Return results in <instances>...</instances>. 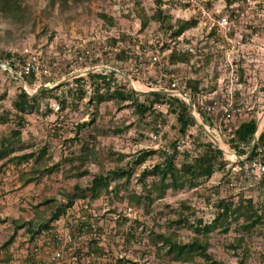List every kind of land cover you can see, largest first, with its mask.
Wrapping results in <instances>:
<instances>
[{
    "label": "rangeland",
    "instance_id": "obj_1",
    "mask_svg": "<svg viewBox=\"0 0 264 264\" xmlns=\"http://www.w3.org/2000/svg\"><path fill=\"white\" fill-rule=\"evenodd\" d=\"M144 2L149 15H156L161 4L174 20L195 18L198 24L179 38L166 37V26L155 20L143 28L139 8H130L129 0H78L63 13L59 5L52 10L45 0H27L31 22L0 15V47L16 59V67L0 62V148L4 151L0 157V264H34L36 258L47 261L57 247L63 252L58 264H190L162 252L158 234L176 231L181 240L188 241L196 225L204 227L218 216L219 223L208 235L212 256L232 264H264V220L246 229L243 217L235 219L241 198L264 205V188L247 176V155L238 154L231 145L242 121L254 118L258 123L252 143L264 131V0ZM101 9L116 17L109 33L100 31L101 19L97 18ZM204 9L213 10V17L231 15L234 30L226 34L218 24L209 28V17H205L206 23L201 21ZM119 31L127 34L124 46H129L132 55L124 63L104 57L89 65L73 61L71 52L59 51L60 46L72 51L75 44L76 53L88 39L104 40ZM177 45L192 49L199 65L212 55V61L201 68L203 87L198 96L206 105L216 102V106L213 113L195 118L198 125L186 135L178 130L176 114L168 104L159 106L162 115L157 121L153 116L142 117L135 101L104 100L91 88L81 102L65 108L52 96L42 97V111L27 113L25 125H17L15 102L22 89L31 95L42 89L69 92L74 78L91 70L110 74L116 69L119 80H125L134 91L166 90L170 80L165 70L155 68L147 56L141 62L137 57L144 49H160L164 56ZM31 52L37 56L39 76L26 83L24 63L17 55ZM41 53L49 61L44 65L38 58ZM59 53L73 61L71 68L59 71ZM176 73L183 75L185 70ZM198 132L203 136L195 137ZM175 141H179L175 156L179 166L186 160L187 150L202 149L200 141L221 149L223 159L211 177H202L195 186L153 194L152 202L145 198L141 204L134 202L132 195L145 196L153 180L148 176L142 182L143 171L163 161L162 150L171 149ZM42 150H46L43 159L39 158ZM152 150L155 152L146 155ZM31 153L35 157L24 160ZM142 156L143 162L137 163ZM122 167L131 170L130 179L115 178L113 171ZM82 172V176L76 174ZM96 175H105L111 182L108 190L93 198L86 189ZM28 176L33 178L26 181ZM73 196L74 204L54 218L57 209ZM179 219L183 220L181 226L173 224Z\"/></svg>",
    "mask_w": 264,
    "mask_h": 264
},
{
    "label": "trees",
    "instance_id": "obj_2",
    "mask_svg": "<svg viewBox=\"0 0 264 264\" xmlns=\"http://www.w3.org/2000/svg\"><path fill=\"white\" fill-rule=\"evenodd\" d=\"M73 1L78 0H45L50 9H55L57 5L61 7V12H65L72 8L71 3ZM107 3L109 0H102ZM231 2V0H227ZM131 2V7L139 8V14L142 20L143 28H147L149 26L150 21H157L160 26H166L165 32L163 35L166 37L170 36L173 38H179L184 35L186 31L195 27L198 24V20L195 18L192 19H176L172 17V15L165 10V8L159 5L158 12L156 15H149L148 9L145 5L144 0H129ZM103 7L105 4L102 5ZM129 8V7H127ZM102 10V9H101ZM0 15H3L5 18L14 16L15 21L21 22H31L33 20V16L29 11V3L27 0H0ZM98 18L101 19L100 31L107 30L108 33L111 31V25L116 23L115 16L106 13V10H102L98 12ZM69 18V17H68ZM160 20V21H158ZM104 21V23H103ZM108 22V23H107ZM159 32V31H158ZM163 35L158 36L159 41L163 39ZM213 36L211 33L210 37ZM127 34L124 31H119V35L109 34L104 40L92 37L88 39L84 46L80 47L79 51L76 53L73 52L74 45L72 44V51H69V47L66 49H62L60 46L61 52L67 51L73 53L75 56L73 57L76 62H84L89 65L93 64L95 61L102 60L104 57L114 58L116 62L124 63L125 60L130 59L132 55L129 54V46H124L125 38ZM132 39V38H131ZM134 39H132V42ZM146 44H149L145 38H142ZM186 41V39H185ZM186 43H191L190 40H187ZM101 53H96L98 49L102 46ZM145 48V47H143ZM76 49V46H75ZM165 49H163L164 51ZM156 52L161 54L160 49H156ZM56 58L57 66L59 71L64 70V68H71L72 60L67 61V58L60 53ZM164 55V54H163ZM18 60L26 65L28 62L36 63L35 58L37 57L34 52L24 54H18ZM39 61L41 64L48 63V58L46 59V55L43 53L38 55ZM197 55L190 48H180L178 45L170 48L169 52H165L164 56L160 55V61L156 62L154 65L155 68H162L165 70L166 78L170 80L171 83L178 79L184 88L193 96H198L203 87V80L201 77V68L205 66V64H209L212 61V55H208L204 57V62L202 65H199L198 61L194 62V59H197ZM138 56L137 58H139ZM136 58V60H138ZM6 61L8 65L15 66V57L14 54L4 52L0 47V62ZM142 59H139L141 62ZM184 69L185 74L177 76L179 70ZM24 79L27 81L33 82L39 76V72L35 69H31L26 72L24 70L23 73ZM52 80H57L56 76H52ZM124 80V79H123ZM75 85L73 89L69 92L60 91H52L49 89H42L39 94L31 95L26 89H22V91L18 94L17 100L15 102V108L17 113L15 114L17 125L23 126L26 123V115L27 113H33L35 110L40 111L41 106V98L52 96L62 108L68 107L69 105H73L78 102H81L83 96L88 93V88L93 92L94 95L102 94L104 100L118 98L122 100H131L135 101L137 110L142 114V117L153 116L157 118V121H161L160 116L162 115V110L160 107L162 105L168 104L169 110L176 114V125L181 134L186 135L191 128L198 125L195 117L192 115L191 106L183 100L181 97L173 96L169 94L165 90L160 91H150V92H139L134 91L128 88L127 82L119 80V74L116 69H112L110 74L100 73L97 71H88L85 75H81L74 78ZM70 97L73 100H70ZM77 105V104H76ZM160 106V107H159ZM42 111V110H41ZM258 130V123L256 119L251 118L249 120L242 121L235 130L234 137L231 139V145L237 149L238 154L247 155L249 159L254 158L256 155V150L259 145L264 147V131L260 135L257 143L253 142L255 138V134ZM201 132H204L202 128H200ZM16 134H20L18 130ZM203 136V133H197L195 137ZM179 141H175L171 145V149H164L162 152L163 161H159L151 168H146L141 174V181L145 180V177L152 176L153 180L148 187H146V195H137L133 194L132 199L134 202L141 204L142 201L147 199L149 202L154 201L153 194L165 195L168 189L172 188L175 191L183 189L187 186H195L197 182L202 177H211L217 168V164L223 159V151L217 148L213 143H204L202 141L199 142V146L202 149H195L196 152H190L187 150V158L181 165L179 166L176 161V154L179 152ZM2 147L4 144L1 145ZM87 146V145H86ZM3 149L0 148V157L4 154ZM46 150H42L39 158H45ZM151 152L155 151H149ZM186 152V151H185ZM30 157L34 158V153L29 155H24V160H28ZM21 158V157H19ZM144 156L139 157L137 159V163H141L144 160ZM264 158V157H263ZM37 161V159H35ZM115 178L127 177L130 179L132 177L131 170L126 168H121L113 171ZM78 176H82V173H76ZM31 176V175H30ZM28 179L30 180V177ZM110 180L105 175H96L92 181L91 187L87 188L91 192V196L93 198L99 197L104 190H108L110 186ZM264 188V180L263 183L260 184ZM261 187V188H262ZM83 192V190H82ZM84 195V194H83ZM75 197H71L68 201V204L62 207H59L57 211L54 213V218H59L66 211V207H71L75 202ZM235 219L239 220L240 217L244 219V228L250 229L251 223L255 222L259 224L264 220V205L259 207L256 203H254L253 199H244L241 198L238 201V207L235 210ZM44 220L38 224H43ZM219 223V216L216 217L213 223L207 224L204 227L196 225L194 228V235L188 240L183 241L180 239L176 231L165 232L158 234V248L169 255L171 258L177 261H186L190 262V264H232L222 260H218L212 256L209 251V233L216 228V224ZM173 224L181 226L183 224V220H175ZM224 227L228 226V224L223 225ZM44 228H49V225H45ZM161 243V244H160ZM58 248V247H57ZM201 258L198 260L197 258ZM63 258V257H62ZM60 258L58 262L62 259ZM43 262H46L42 259ZM34 260V262L36 261Z\"/></svg>",
    "mask_w": 264,
    "mask_h": 264
},
{
    "label": "built area",
    "instance_id": "obj_3",
    "mask_svg": "<svg viewBox=\"0 0 264 264\" xmlns=\"http://www.w3.org/2000/svg\"><path fill=\"white\" fill-rule=\"evenodd\" d=\"M203 18L201 17V21H205V17H209L210 21V27L218 24L221 29H223L226 34L227 32H230L231 30H234L235 28V21L231 17V15L227 13H222L218 15H215L214 17L212 14H214V11L212 10H203ZM218 16V17H217ZM206 23V21H205ZM148 57L152 64H155L156 62L160 61V54L156 52L155 50L150 49H144V52L142 55H140V58ZM24 70L26 72L30 71L31 69L39 70V65L34 64L32 62H28L26 65H23ZM92 71V70H91ZM160 91V89H153ZM169 94H172L173 96L181 97L183 100H185L190 106H191V112L192 115L197 118L203 116V114H210L214 112L215 109V103L211 105H206L203 100L200 99L198 96H193L190 94L184 86L181 84V82L178 79H175L171 86L166 88V90ZM228 118L231 116V114H227ZM258 139L256 140L257 143ZM264 147L259 145L256 150V155L254 158L249 159V156H247V161L245 162V167L247 171V176L250 177V180L253 182L254 185H260L262 184V181L264 180ZM243 160H246V158H242ZM63 257V252L60 247L56 248L52 253L46 262H43L41 260H36L34 264H58V260Z\"/></svg>",
    "mask_w": 264,
    "mask_h": 264
}]
</instances>
